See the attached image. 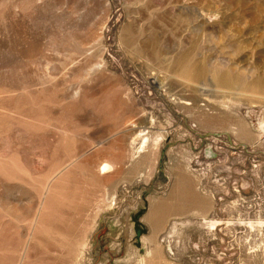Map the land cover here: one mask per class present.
<instances>
[{
    "label": "rangeland",
    "instance_id": "1",
    "mask_svg": "<svg viewBox=\"0 0 264 264\" xmlns=\"http://www.w3.org/2000/svg\"><path fill=\"white\" fill-rule=\"evenodd\" d=\"M0 264H264V0H0Z\"/></svg>",
    "mask_w": 264,
    "mask_h": 264
},
{
    "label": "bare ground",
    "instance_id": "2",
    "mask_svg": "<svg viewBox=\"0 0 264 264\" xmlns=\"http://www.w3.org/2000/svg\"><path fill=\"white\" fill-rule=\"evenodd\" d=\"M180 64H181L182 72L186 73V74L192 73V74L195 75V74H199L202 71H204L203 69H196L194 71V73H193V69L190 66H188L187 64H185L183 61ZM216 80L219 83L224 84V85H226V84L228 85V84H230L231 82L234 81L233 76L229 75L228 73H222L220 75L216 74ZM141 137H142V133H139V135L136 138L132 139L131 144H130V151L132 153L135 152V154H136V153H141L142 152L141 148H143V146L142 145H141L142 147L138 146V144L139 145L141 144L140 143L142 141L141 139H143ZM144 139H145V137H144ZM144 142L145 141H143L142 143H144ZM136 156H137V154H136ZM132 157H134L133 154H132ZM112 170H113V164L111 162H106V161L103 162L101 164L100 168H99V172L101 174H104V173H107V172H111Z\"/></svg>",
    "mask_w": 264,
    "mask_h": 264
}]
</instances>
